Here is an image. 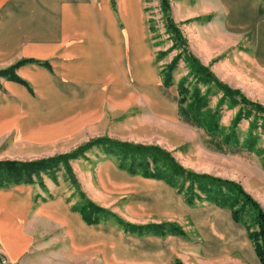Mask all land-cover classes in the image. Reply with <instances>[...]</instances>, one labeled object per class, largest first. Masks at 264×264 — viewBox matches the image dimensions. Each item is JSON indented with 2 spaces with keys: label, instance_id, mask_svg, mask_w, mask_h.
Listing matches in <instances>:
<instances>
[{
  "label": "crops",
  "instance_id": "1",
  "mask_svg": "<svg viewBox=\"0 0 264 264\" xmlns=\"http://www.w3.org/2000/svg\"><path fill=\"white\" fill-rule=\"evenodd\" d=\"M240 2L246 7L239 29L249 30L257 52H264V3ZM153 56L141 0H0V70L17 64L14 72L24 81L0 76V142L38 149L29 154H49L46 148L52 143L112 135L113 117L135 107L143 112L137 123L147 116L161 121L175 113L179 117L175 88L164 86ZM103 165L128 179L155 183V194L105 186L97 176ZM85 171L91 172L89 201L95 205L105 207V201L94 198L129 193L117 210L126 223H174L183 233L127 230L123 241L109 224L85 223L49 184L38 182V193L34 182L10 185L0 187V252L11 264H75L76 256L88 252L104 263L148 264L152 258L162 264L178 243L191 250L183 254L190 262L201 254L209 263L260 264L245 227L232 219L228 208L190 205L163 180L130 174L111 159L97 164L96 183L91 168ZM158 195L164 199L148 206ZM152 217L181 220L136 222ZM183 220L199 237V249L183 239ZM101 231L108 236L111 231V239L117 237L120 245L111 241L106 258ZM148 247L153 251H146Z\"/></svg>",
  "mask_w": 264,
  "mask_h": 264
},
{
  "label": "rangeland",
  "instance_id": "2",
  "mask_svg": "<svg viewBox=\"0 0 264 264\" xmlns=\"http://www.w3.org/2000/svg\"><path fill=\"white\" fill-rule=\"evenodd\" d=\"M251 1H256L259 4L264 3V0ZM240 4H242L240 0H169L170 16L186 40V50L195 56L201 64L207 66L218 80L232 89L238 90L250 102H256L264 106V52H257L249 30L239 29L242 26L243 17H245L244 7H246ZM141 8L147 29L148 42L161 81L164 79L162 70L166 71V67L176 55L181 56L171 70L170 85L166 86L175 88V105L178 108L177 85L183 79L184 86L189 90L193 86L197 87L205 95L207 106L212 110H217L222 134L229 132L231 120L238 115L234 126V134L228 140L232 147L223 145L222 150H218L215 142L221 140L223 135L213 139L203 128L184 122L176 113L163 121L147 116L148 118L137 123L136 118H142L143 112L135 107L129 111L117 113L113 117V125L116 127L111 130L112 135H89L87 136L88 141H78V138V140L69 142L52 143L46 148V153L49 154H29L38 149L34 150L24 145L17 147L9 144L8 141H4L0 142V156H2L0 160L29 161V159L34 160L33 158L41 155L42 157H52L69 153L98 137H107L135 144L157 145L170 152L183 167L195 173L207 174L239 183L245 192L256 200L264 210V113L256 112L249 106L238 103V98L234 100L223 96L222 92L212 83L204 82L198 76L189 73V68L183 61V49L185 48L179 43H175L173 36L167 31L160 0H141ZM121 123L130 124V127L121 129L118 127ZM247 143L250 146L249 149ZM116 152L117 150L107 143L97 144L85 150L82 155L69 160L79 190L83 192L87 200H91L92 192L88 179V174H91V172L88 171L87 174L85 167L91 168L96 183L94 174L97 164L101 160L111 159L117 166L119 156L116 155ZM136 159L139 160V157L136 156ZM126 161H129V158H126ZM40 179L42 183L50 185L52 193L57 192V194L66 198L68 205L82 201L79 190L71 183L65 168L61 164L52 170L41 172ZM136 180L143 181V179L138 178ZM33 182L36 192H41L42 190L38 185L39 179L33 177ZM187 185L188 183H185L184 187L186 188ZM116 189H122V187ZM174 191L177 190L174 188ZM196 192H198L197 189ZM180 194L184 198L183 194ZM45 195L47 196V193ZM199 196L198 199H194L193 205L199 206L211 203L205 199L204 194H199ZM129 197V193L116 192L109 194L107 200L100 197L94 199L98 202L105 201L103 203L105 207L102 208L115 214L124 222H128L117 210ZM163 220L180 222L181 219L152 217L147 220L138 218L136 222L137 224H144ZM99 222L111 225L115 230V234H118L124 241L128 231L118 224L114 218L105 214L103 220ZM182 223L183 225L186 224L183 239L195 242L196 249H199V237L191 229H188L189 223L187 220H183ZM108 232L109 236L104 231L99 232L101 236L100 246L105 258L111 241L115 242V246H120L118 238L114 236L116 238L112 240V232ZM174 248V251L162 264H215L203 260L201 254L198 260L192 262L186 260L183 254L191 252V250L186 249L187 245L184 243H178ZM146 251L152 252L153 248L148 247ZM0 258H4L8 264H11L1 252ZM148 262V264H155V260L152 258L148 259ZM75 264L123 263H104L99 260L97 254L88 252L76 256Z\"/></svg>",
  "mask_w": 264,
  "mask_h": 264
},
{
  "label": "trees",
  "instance_id": "3",
  "mask_svg": "<svg viewBox=\"0 0 264 264\" xmlns=\"http://www.w3.org/2000/svg\"><path fill=\"white\" fill-rule=\"evenodd\" d=\"M160 7L166 20L167 31L171 33L175 43H179L185 48L186 40L170 16L169 0H160ZM180 57V55H176L166 67V71L162 70L164 86L170 85L171 70ZM183 61L187 64L190 74L198 76L204 82L212 83L222 92L223 96L234 100L238 98V103L249 106L256 112L264 113V106L256 102H250L238 90L232 89L227 84L218 80L214 73L207 66L201 64L186 48L183 49ZM16 66L17 64L0 70V76L24 83L14 72ZM183 81L181 79L177 85L179 117L190 125L203 128L213 139L219 138V135H223L221 140L215 142L218 150H222L223 145L230 146L228 140L234 134V126L238 115L231 120L229 132L222 134L217 110H212L207 106L205 95L197 87L193 86L189 90L184 86ZM103 143H107L117 150L116 155L119 156V167L126 169L130 174H141L145 177L163 180L168 185L174 187L179 193H182L185 201L190 205L194 203V199L200 197L199 194H204L205 199L209 202L219 207L228 208L232 219L245 227L247 236L253 244L260 264H264V210L260 204L245 192L239 183L207 174L195 173L183 167L170 152L157 145L135 144L107 137H98L69 153L52 157L29 161L0 160V187L32 183L33 177H37L39 183L42 184L40 173L52 170L61 164L65 168V172L71 183L79 190L77 181L69 165V160L82 155L85 150L92 146ZM247 146L249 149L248 143ZM136 156L139 157V160L136 159ZM126 158H129V161H126ZM185 183H188L186 188L184 187ZM196 189L198 192H196ZM79 195L82 201L74 203L71 208L77 211L87 224L97 223L103 220L105 214H107L128 231H146L159 235H163L164 233H183L181 227L174 223L148 224L145 226L126 223L115 214L87 200L81 190H79Z\"/></svg>",
  "mask_w": 264,
  "mask_h": 264
},
{
  "label": "bare ground",
  "instance_id": "4",
  "mask_svg": "<svg viewBox=\"0 0 264 264\" xmlns=\"http://www.w3.org/2000/svg\"><path fill=\"white\" fill-rule=\"evenodd\" d=\"M98 176L100 178V181H102L105 184V186L107 185L113 189L120 188V187L126 188V186H128V188L135 190L137 194L146 195V196L153 195L156 192L153 187L155 186L154 185L155 183L144 182V181L136 180V179H128L124 177L123 175L119 174L118 172H114V171L112 172L111 169L109 168L107 169L105 165H103L100 168ZM161 199H164V198L163 197L160 198L159 195L155 196V198L152 197L150 200H148V206H152V204H154L155 201H160Z\"/></svg>",
  "mask_w": 264,
  "mask_h": 264
},
{
  "label": "built area",
  "instance_id": "5",
  "mask_svg": "<svg viewBox=\"0 0 264 264\" xmlns=\"http://www.w3.org/2000/svg\"><path fill=\"white\" fill-rule=\"evenodd\" d=\"M0 264H8V262L4 258H0Z\"/></svg>",
  "mask_w": 264,
  "mask_h": 264
}]
</instances>
